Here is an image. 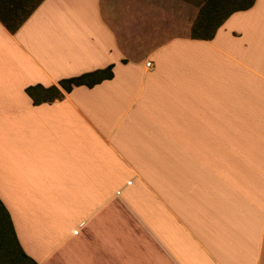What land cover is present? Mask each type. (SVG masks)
<instances>
[{
    "label": "crops",
    "instance_id": "0c3cea01",
    "mask_svg": "<svg viewBox=\"0 0 264 264\" xmlns=\"http://www.w3.org/2000/svg\"><path fill=\"white\" fill-rule=\"evenodd\" d=\"M111 10L43 0L15 32L0 20V201L22 250L37 264H264V0L141 56ZM111 64L92 87L60 85ZM52 83L61 95L26 90Z\"/></svg>",
    "mask_w": 264,
    "mask_h": 264
},
{
    "label": "rangeland",
    "instance_id": "374dc122",
    "mask_svg": "<svg viewBox=\"0 0 264 264\" xmlns=\"http://www.w3.org/2000/svg\"><path fill=\"white\" fill-rule=\"evenodd\" d=\"M113 10L107 14L119 31L122 41L130 52L141 56L156 41L176 33L182 34L192 20L199 17L207 0H109ZM218 2V0H215ZM249 0H226L215 17H209V26H195L194 34H210L219 20L230 10L248 3ZM147 44L139 46L137 38ZM39 94V93H38ZM50 92L45 97H53ZM0 264H33L21 255L6 212L0 205Z\"/></svg>",
    "mask_w": 264,
    "mask_h": 264
},
{
    "label": "trees",
    "instance_id": "16d2710c",
    "mask_svg": "<svg viewBox=\"0 0 264 264\" xmlns=\"http://www.w3.org/2000/svg\"><path fill=\"white\" fill-rule=\"evenodd\" d=\"M224 1L226 0H218V2L215 0H207L205 5L201 9L199 17L196 20L195 26L200 28L204 26H209V20H210L209 17L213 18L218 14L219 10L223 7ZM42 2L43 0H0V20H2V22L8 27L10 31L15 32ZM254 2L255 0H249L248 3L228 11L215 25L216 27L213 29V31L208 35L212 36L215 33L216 29L234 11L247 9L251 7ZM113 67L114 65L111 64L105 69L94 70L91 72L83 73L79 76L64 78L61 80L64 81V83L63 84L60 83V85L67 92H70L74 86L87 85L92 87L95 84L102 82L104 79L112 78L114 75ZM26 90L32 96L35 102L39 101V97L35 93L36 90H41V91L45 90V92L47 91V89H45L42 86H29L26 88ZM54 93L56 96L61 95L60 90ZM0 205L3 207L4 211L6 212L13 230L10 214L7 208L1 203V201H0ZM16 244L18 245L19 251L21 252V255L24 258L31 261L33 264H37L35 261H33L29 256L25 254L20 244L18 243L17 239H16Z\"/></svg>",
    "mask_w": 264,
    "mask_h": 264
},
{
    "label": "snow or ice",
    "instance_id": "6c2138e0",
    "mask_svg": "<svg viewBox=\"0 0 264 264\" xmlns=\"http://www.w3.org/2000/svg\"><path fill=\"white\" fill-rule=\"evenodd\" d=\"M60 83L63 84L64 81H61ZM69 90H71V89H69ZM47 91H50V92H58L59 90L57 89L56 84H55V83H52V84H50V85L47 87Z\"/></svg>",
    "mask_w": 264,
    "mask_h": 264
},
{
    "label": "built area",
    "instance_id": "2783aa9c",
    "mask_svg": "<svg viewBox=\"0 0 264 264\" xmlns=\"http://www.w3.org/2000/svg\"><path fill=\"white\" fill-rule=\"evenodd\" d=\"M146 65H147L148 67H151V66H152V62H151L150 60H148V61L146 62Z\"/></svg>",
    "mask_w": 264,
    "mask_h": 264
}]
</instances>
